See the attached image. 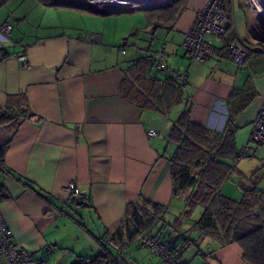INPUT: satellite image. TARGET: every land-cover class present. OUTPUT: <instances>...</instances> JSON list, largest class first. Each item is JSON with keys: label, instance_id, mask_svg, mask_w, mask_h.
I'll return each mask as SVG.
<instances>
[{"label": "crops", "instance_id": "1", "mask_svg": "<svg viewBox=\"0 0 264 264\" xmlns=\"http://www.w3.org/2000/svg\"><path fill=\"white\" fill-rule=\"evenodd\" d=\"M174 1L155 0L132 10L113 5L99 12L76 1L0 0V22L12 25L10 34L0 32V110L22 94L34 114L17 125L0 124V145L8 142L0 165V210L14 244L45 264H73L101 252L106 232L124 222L130 202L160 203L171 221L185 208L181 196L174 195L177 144L168 138L169 120L120 93L130 61L162 52L168 66L163 76L172 70L186 75L190 121L216 130L223 127L234 88L248 87L245 95L255 97L234 122L236 147L247 142L264 105V50L251 51L245 64L238 65L227 55L223 40H217L207 62H193L182 43L206 0H187L174 20L160 24L153 10ZM235 2L230 0L226 9L236 35L258 47L264 44L240 0L241 21L250 37L238 31ZM149 63L148 72L163 77ZM149 128L158 135L148 136ZM239 177L235 171L230 179ZM228 180L221 191L236 199ZM69 181L86 204L63 189ZM200 207L195 218L191 213L181 219L178 231L167 225L155 228L150 238L173 243L184 264L185 254L198 259L197 264H204V255L220 264H248L235 242L220 245L196 228ZM185 238L188 245L181 242ZM132 246L143 248L137 239L127 244L125 259ZM4 262L0 254V264Z\"/></svg>", "mask_w": 264, "mask_h": 264}, {"label": "trees", "instance_id": "2", "mask_svg": "<svg viewBox=\"0 0 264 264\" xmlns=\"http://www.w3.org/2000/svg\"><path fill=\"white\" fill-rule=\"evenodd\" d=\"M186 2L187 0H175L153 11L162 24L174 20L185 8ZM227 3H230V0H227ZM223 8L225 10L226 6ZM228 15L231 18L230 12ZM235 36L236 33L229 29L227 37L218 39L223 40V46L230 59L229 42ZM241 40L247 45L248 56L253 50H264L262 43L259 44L261 47H258L246 39ZM152 55L153 53L129 62L119 89L128 101L142 109L166 116L169 120L168 138L177 144V151L172 160L174 195L181 196L185 208L171 221L167 218L165 206L160 203L144 199L130 202L126 206L124 222L114 232H106L102 239L103 250L90 257H79L73 264H128L123 256V248L127 244L135 241L140 235L149 236L155 228L160 230L168 225L178 231L181 219L189 217L197 206H202L203 211L195 226L203 235L216 239L220 245L235 242L242 250L244 261L248 264H264V188L251 185L241 187L243 193L240 199L227 197L221 191L225 182L237 171L236 162L241 157L254 156V151L246 153L243 151L244 147H236L234 122L254 99L255 93L246 96L244 92H248L245 90L248 87L234 88L221 130L196 124L189 119L188 102L191 95L186 77L183 80L174 77L171 71L163 77L151 75L147 68L150 60L154 64ZM9 104L4 110H0V124L17 125L21 120L34 115L22 94L16 96V103L10 101ZM7 146L8 142L0 145V165H3ZM18 179L41 192L28 180L20 177ZM181 242L188 245L187 238ZM169 243L176 257V246ZM109 246L115 250H111ZM206 258L204 255V259Z\"/></svg>", "mask_w": 264, "mask_h": 264}, {"label": "built area", "instance_id": "3", "mask_svg": "<svg viewBox=\"0 0 264 264\" xmlns=\"http://www.w3.org/2000/svg\"><path fill=\"white\" fill-rule=\"evenodd\" d=\"M58 1H76L88 3L94 6L99 12H107L113 5H118L124 9L142 8L144 3L141 0H110L103 3H98L95 0H58ZM250 7L255 11L250 0H247ZM226 0H206L205 4L197 10L195 18L185 34L183 40V47L193 62L201 63L207 62L210 55L214 50V42L220 37H227L228 30L234 28L231 21L228 19L224 12L223 6ZM257 12V11H256ZM258 14V13H257ZM259 15V14H258ZM261 25L264 27V17L259 15ZM255 28V27H254ZM256 29V28H255ZM12 30V25L3 21L0 22V32L8 35ZM264 37V34H260ZM97 36L91 35V39L95 40ZM231 60L236 64L243 65L248 57V48L245 42L238 36H235L229 42ZM152 58L157 70L163 71L168 68L162 52L156 51L153 53ZM172 76L180 79H185L186 75L179 71L172 70ZM148 136H156L158 132L154 128L147 130ZM251 143H255V147H250ZM264 143V105L260 108L257 116L252 122L251 131L247 144L244 146L243 151L249 153L254 148ZM63 189L70 195H77L78 202L86 203L87 199L80 194L79 189L75 182L69 181ZM1 202V194H0ZM139 246H146L150 251L158 256L164 264H184L181 260L176 259L171 251V244L168 241L161 239L150 238L148 235H140L137 238ZM0 254L5 258L4 264H45L44 259L33 257L25 249H22L14 244L11 239V231L9 230L0 210Z\"/></svg>", "mask_w": 264, "mask_h": 264}, {"label": "rangeland", "instance_id": "4", "mask_svg": "<svg viewBox=\"0 0 264 264\" xmlns=\"http://www.w3.org/2000/svg\"><path fill=\"white\" fill-rule=\"evenodd\" d=\"M95 1H99V0H95ZM152 1H155V0H141V3H144V5H145L148 2H152ZM157 1H159V0H157ZM235 1L236 2L234 5L235 6L234 11L236 13L235 18H236V24L238 26V31L241 33V35L246 36V37H250L248 31L245 28L243 21H241L243 16L241 15V12H239V8L237 6V0H235ZM240 1L242 2V7L244 8L246 14L249 16L250 22H253L254 27L256 28V29H254L253 32H255L257 39H261L262 41H264V39H262L264 37L260 36V34H264V27H262V25H261L260 16L257 14V12L252 7H250V4H248L247 0H240ZM226 3H227V0H226ZM226 3H225V6H228L230 8V5H229L230 3H228V4H226ZM128 10H132V9H128ZM224 12L226 13L228 19L231 21L232 26H233L232 17L231 18L229 17L227 9H225ZM216 41L217 40H215V42ZM160 74H161V76L164 75L162 73V71H160ZM250 131H251V129H250ZM248 138H249V135H248L246 141H248ZM246 144H247V142H246ZM251 146L255 147L256 144L251 143L250 147ZM253 151H251V152H253L254 156H252V157H245L244 156V157H241L236 162V169L239 172L241 177L237 178V180L235 178L228 180V182L233 184V186H234V195H235V197H238L236 199L241 198V195L243 193V189L241 187H246L248 185H251V186H257L259 188H264V143H262L260 146H258L256 148H254ZM242 173H243V175H244V173H245V175L249 174L248 176H246L248 178L245 179L244 177H242L243 176ZM239 180L243 181V182H241L240 188H238V186H239L238 181ZM200 208L201 207L198 206L197 208H195L193 210L191 218H195L198 215V213L201 212L202 208L201 209ZM91 221L92 220H90V222ZM141 249H143V250L141 251ZM93 253H95V252H93ZM127 255H128V257H126V260H128L130 262V264H164L163 261L158 256L153 254L148 247H143V248L137 249L136 246H132V247H130V250H129ZM183 258H184L183 260L186 261L188 264L199 263L198 259L191 260V258L187 254L183 255ZM135 260H136V263L134 262ZM139 260H144V263H140ZM201 261H203L202 258H201Z\"/></svg>", "mask_w": 264, "mask_h": 264}, {"label": "bare ground", "instance_id": "5", "mask_svg": "<svg viewBox=\"0 0 264 264\" xmlns=\"http://www.w3.org/2000/svg\"><path fill=\"white\" fill-rule=\"evenodd\" d=\"M110 0H99L96 1L98 3H103ZM252 3V6L256 9L257 13L259 15H262L264 17V0H250Z\"/></svg>", "mask_w": 264, "mask_h": 264}, {"label": "water", "instance_id": "6", "mask_svg": "<svg viewBox=\"0 0 264 264\" xmlns=\"http://www.w3.org/2000/svg\"><path fill=\"white\" fill-rule=\"evenodd\" d=\"M238 79H239V75H237V79H236V84L238 83ZM204 264H220V262H218L216 259L211 258V257H207L205 259Z\"/></svg>", "mask_w": 264, "mask_h": 264}]
</instances>
